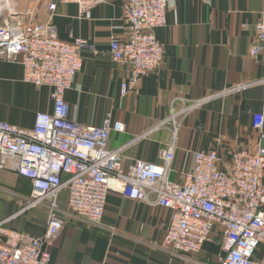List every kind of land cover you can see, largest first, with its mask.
<instances>
[{
  "label": "crops",
  "instance_id": "crops-1",
  "mask_svg": "<svg viewBox=\"0 0 264 264\" xmlns=\"http://www.w3.org/2000/svg\"><path fill=\"white\" fill-rule=\"evenodd\" d=\"M123 15V0H101L90 19L78 16L75 4L62 3L54 17L61 38L90 44L64 94L69 118L124 124L109 140L120 156L121 173L138 161L188 172L194 152L210 150L218 152L223 167L234 150L251 147L253 113L263 95L264 41L256 37V26L264 25V0H167L165 24L157 30L163 64L125 94L120 87L129 68L113 62L109 52L113 38L127 36ZM252 46L260 47L255 55ZM52 107L50 87L23 81L18 54L0 61V119L31 127L35 112ZM30 190L28 176L0 169V223L38 235L43 220L20 212V199ZM58 206L67 209L66 193ZM171 215L168 208L110 191L105 227L68 216L63 232L46 246L50 264H220L225 250L217 227L188 258L163 250Z\"/></svg>",
  "mask_w": 264,
  "mask_h": 264
},
{
  "label": "built area",
  "instance_id": "built-area-1",
  "mask_svg": "<svg viewBox=\"0 0 264 264\" xmlns=\"http://www.w3.org/2000/svg\"><path fill=\"white\" fill-rule=\"evenodd\" d=\"M100 1L39 0L34 13L0 20V61L18 54L23 81L50 87L53 102L51 112H35L31 127L0 119V169L30 178L31 190L21 197L20 212L44 222L38 235L0 223V264H50L46 246L63 232L68 216L105 227L110 191L172 211L160 244L165 251L188 258L217 227L225 250L220 264H264V80L261 106L253 113L255 143L234 150L223 167L216 150L196 151L188 172L138 161L123 175L120 156L109 140L124 124L110 118L102 125L73 121L64 98L82 66L81 51L90 44L59 36L56 7L75 4L78 16L90 19ZM123 6L127 36L113 38L109 52L113 62L129 68V78L120 87L125 94L163 64L157 30L165 24L167 0H123ZM256 37L264 41L262 23L256 26ZM259 51L252 46L250 53ZM63 193L66 210L58 206ZM258 249L261 254L255 257Z\"/></svg>",
  "mask_w": 264,
  "mask_h": 264
},
{
  "label": "rangeland",
  "instance_id": "rangeland-1",
  "mask_svg": "<svg viewBox=\"0 0 264 264\" xmlns=\"http://www.w3.org/2000/svg\"><path fill=\"white\" fill-rule=\"evenodd\" d=\"M30 1L31 0H9L11 4L10 6H8L7 9L2 8L4 3L0 1V16L1 13L3 12V15L9 16L11 21H15L16 20L15 18L17 17L18 13L28 12L29 10H32V8L30 7Z\"/></svg>",
  "mask_w": 264,
  "mask_h": 264
},
{
  "label": "bare ground",
  "instance_id": "bare-ground-1",
  "mask_svg": "<svg viewBox=\"0 0 264 264\" xmlns=\"http://www.w3.org/2000/svg\"><path fill=\"white\" fill-rule=\"evenodd\" d=\"M1 2H3L4 3V5L2 6V8L3 9H7L8 8V6H10V2H9V0H0ZM38 3H39V0H31L30 1V7L32 8V10H29L28 12H32V13H34V11H35V9L37 8V6H38ZM27 12V13H28ZM25 13V12H24ZM17 15H21V13L20 14H17ZM3 16H6V15H3ZM6 17H9V16H6ZM17 18V17H16Z\"/></svg>",
  "mask_w": 264,
  "mask_h": 264
},
{
  "label": "water",
  "instance_id": "water-1",
  "mask_svg": "<svg viewBox=\"0 0 264 264\" xmlns=\"http://www.w3.org/2000/svg\"><path fill=\"white\" fill-rule=\"evenodd\" d=\"M8 12H10V11H8ZM11 14V13H10ZM12 15V14H11ZM3 17V12L1 13V16H0V20H1V18Z\"/></svg>",
  "mask_w": 264,
  "mask_h": 264
}]
</instances>
